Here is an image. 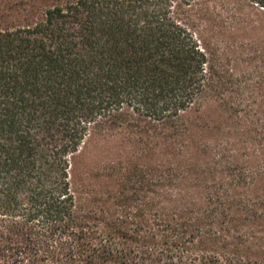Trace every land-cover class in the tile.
Segmentation results:
<instances>
[{"label": "trees", "instance_id": "1", "mask_svg": "<svg viewBox=\"0 0 264 264\" xmlns=\"http://www.w3.org/2000/svg\"><path fill=\"white\" fill-rule=\"evenodd\" d=\"M264 0H0V264H264Z\"/></svg>", "mask_w": 264, "mask_h": 264}, {"label": "rangeland", "instance_id": "2", "mask_svg": "<svg viewBox=\"0 0 264 264\" xmlns=\"http://www.w3.org/2000/svg\"><path fill=\"white\" fill-rule=\"evenodd\" d=\"M264 235V234H263Z\"/></svg>", "mask_w": 264, "mask_h": 264}]
</instances>
